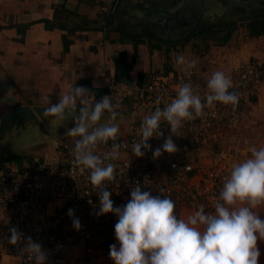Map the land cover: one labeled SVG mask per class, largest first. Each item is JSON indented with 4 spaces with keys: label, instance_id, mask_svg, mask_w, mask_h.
Wrapping results in <instances>:
<instances>
[{
    "label": "built area",
    "instance_id": "built-area-1",
    "mask_svg": "<svg viewBox=\"0 0 264 264\" xmlns=\"http://www.w3.org/2000/svg\"><path fill=\"white\" fill-rule=\"evenodd\" d=\"M108 10L113 15L119 0L112 1ZM239 95L233 107L216 103L205 108L204 115L185 121L178 136H172L177 146L173 154L163 153L158 159L145 150L143 158L133 156L132 144L140 140V126L144 116L151 114L155 101L160 107L176 97L178 87L191 83L203 98L207 93V79L197 68L169 72H152L141 81L127 84L111 79L104 95L111 97L117 115L132 118L126 134H119L121 156L116 164L115 180L108 182L114 207H121L131 199V189L138 182L142 191L154 196L171 198L179 218L193 214L200 205L206 212L214 211L224 177L238 162L233 149L214 147L217 128H233L239 123L242 108L253 97L255 88L264 81V58L240 63L229 76ZM125 129V128H124ZM162 137L149 143L154 151L168 138L170 128L161 123ZM54 139L49 158L25 166H0V256L8 255L14 264H35L22 245L12 244L11 228L42 245L48 264H114L110 246L119 245L115 238L114 214L97 215L99 188L89 179V170L74 163V140ZM112 142L101 145L102 157L111 150ZM108 161H106L107 163ZM79 219L80 230L73 227L68 211Z\"/></svg>",
    "mask_w": 264,
    "mask_h": 264
},
{
    "label": "crops",
    "instance_id": "crops-1",
    "mask_svg": "<svg viewBox=\"0 0 264 264\" xmlns=\"http://www.w3.org/2000/svg\"><path fill=\"white\" fill-rule=\"evenodd\" d=\"M112 1L0 0V125L13 109L48 107L73 86L89 89L94 103L113 78L132 84L148 73L184 70L177 59L182 56L187 64L190 55L174 41L203 18H229L234 8L233 0H119L109 15ZM242 1L236 5L244 6ZM260 49L251 53L264 58ZM123 116L115 121L119 134L127 133ZM53 119L0 136V166L49 158L52 141L67 139V130L74 127L73 119ZM0 264H14V259L2 255Z\"/></svg>",
    "mask_w": 264,
    "mask_h": 264
},
{
    "label": "clouds",
    "instance_id": "clouds-1",
    "mask_svg": "<svg viewBox=\"0 0 264 264\" xmlns=\"http://www.w3.org/2000/svg\"><path fill=\"white\" fill-rule=\"evenodd\" d=\"M177 63L184 65L185 70L196 66L195 60L186 64L182 56ZM232 88L231 79L217 70L208 78L203 98L191 83L180 85L176 97L163 108L158 97L155 110L141 122V138L132 144L133 156L143 158L147 150L158 159L163 153L177 152L172 136H178L185 121L203 116L204 109L213 108L216 103L233 107L238 104L239 95L230 91ZM94 97L89 89L73 86L67 93L61 92L58 103L44 109V116L54 117L52 123L69 117L74 120V127L66 134L76 138L74 163L89 170L91 184L100 189L97 215L118 217L115 238L119 247L111 245L109 253L114 264H259L258 241H264V219L255 209L264 205V146H251L249 157L232 166L224 177L214 211L206 212L200 205L187 219L179 218L171 198L142 191L138 182L131 189V199L121 207H114L108 182L115 180L116 164L111 161L121 156V145L116 142L120 127L115 123L117 111L111 97L104 95L93 103ZM106 113L108 119L102 122ZM162 122L167 123L171 134L153 151L149 141L163 136ZM110 141L111 150L102 157L98 150ZM68 215L79 231L81 225L72 209ZM10 231V243L22 245L21 251L35 264H48L41 244L31 237L25 238L16 228Z\"/></svg>",
    "mask_w": 264,
    "mask_h": 264
},
{
    "label": "rangeland",
    "instance_id": "rangeland-1",
    "mask_svg": "<svg viewBox=\"0 0 264 264\" xmlns=\"http://www.w3.org/2000/svg\"><path fill=\"white\" fill-rule=\"evenodd\" d=\"M238 2L241 0H233L234 8L229 18L220 15L203 18L197 28L174 41L187 47L191 61H196L195 68L207 80L217 70L229 77L240 63L257 57L251 52L260 48L264 52V0L250 1L249 4L243 0L244 6L236 5ZM252 96L243 105L242 116L235 127L214 131L213 146L219 150H235L238 162L249 157L251 146H264V81L255 88ZM25 130L26 127H22L21 133ZM71 138L67 136V139ZM25 142L28 140L21 138V143ZM255 211L264 219V205ZM258 247L261 252L259 264H264V241H258Z\"/></svg>",
    "mask_w": 264,
    "mask_h": 264
},
{
    "label": "water",
    "instance_id": "water-1",
    "mask_svg": "<svg viewBox=\"0 0 264 264\" xmlns=\"http://www.w3.org/2000/svg\"><path fill=\"white\" fill-rule=\"evenodd\" d=\"M250 1L254 0H248ZM256 1V0H255ZM46 107H17L13 109L12 111L8 112L4 117L2 118L1 125H0V136H3L7 132H16L20 131L22 127L26 126V124L30 123H36L41 124L46 121V118H49L51 116L45 117L44 116V109ZM79 113V109H77V114ZM105 115H108L107 113ZM126 118L128 123L132 122V118L123 116ZM72 120L71 117L65 120L66 121ZM46 123V122H45Z\"/></svg>",
    "mask_w": 264,
    "mask_h": 264
},
{
    "label": "trees",
    "instance_id": "trees-1",
    "mask_svg": "<svg viewBox=\"0 0 264 264\" xmlns=\"http://www.w3.org/2000/svg\"><path fill=\"white\" fill-rule=\"evenodd\" d=\"M254 28V24L251 25Z\"/></svg>",
    "mask_w": 264,
    "mask_h": 264
}]
</instances>
